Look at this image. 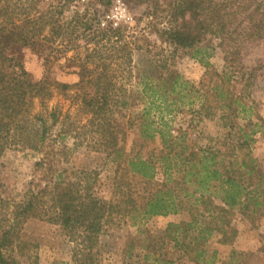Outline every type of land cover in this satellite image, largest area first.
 <instances>
[{
    "label": "trees",
    "instance_id": "obj_1",
    "mask_svg": "<svg viewBox=\"0 0 264 264\" xmlns=\"http://www.w3.org/2000/svg\"><path fill=\"white\" fill-rule=\"evenodd\" d=\"M123 1L144 6L151 19L163 15L165 24L154 29L159 50L136 47L131 28L114 27L106 19L112 0H0V156L8 148L43 154L25 192L19 198L0 199V264H21L13 251L21 252L20 229L30 218L60 228L73 246L70 264H101L100 238L112 225L181 211L189 220L167 225L166 253L160 254L155 245L146 247L148 264H174V255L187 264H243V254L232 250L220 261L205 245L215 232L221 245L231 244L235 209L247 219L264 214L263 177L252 154L254 136L264 134V119L253 123L248 117L251 109L229 89L240 74L242 80L247 78L244 87L250 86L251 73H240L236 62L242 44L264 40V0ZM215 48L223 51L225 71L218 76L213 96L229 112L224 117L233 120L247 113L245 124L225 126L223 137L190 135L189 127L173 136L163 121L164 112L181 102L183 91H197L177 75H163L168 61L183 49L208 67ZM135 51L142 52L136 65ZM25 52L42 60L39 80L25 70ZM139 64L147 69L137 72L136 85L145 104L134 117L137 139L160 141V149L147 157L135 152L137 140L127 153L119 144L122 137L110 133L113 110L126 106L125 84ZM54 66L76 74L78 81L69 85L54 80ZM56 94L78 102L79 113L89 116L86 123L100 128L104 150L118 159L108 196L99 189L96 171L61 167L70 152L64 145L44 153L49 142L57 141L52 130L61 123L59 114L48 108ZM199 100L191 113L198 120L210 117L207 97L200 95Z\"/></svg>",
    "mask_w": 264,
    "mask_h": 264
},
{
    "label": "rangeland",
    "instance_id": "obj_2",
    "mask_svg": "<svg viewBox=\"0 0 264 264\" xmlns=\"http://www.w3.org/2000/svg\"><path fill=\"white\" fill-rule=\"evenodd\" d=\"M107 16L110 17L109 21L113 19L118 22V26L131 28L136 47L145 48L149 45L148 48L152 52H155L153 48L159 50L160 43L154 29L155 25L160 28L165 24H161L163 21L162 14H159L156 19H151L147 16L145 7L142 5L129 6L123 0H112ZM212 43L216 44L217 42L214 40ZM153 45L155 47H152ZM161 48L169 49L168 47ZM239 53V60L236 62L238 65L236 64V66H238L237 69L240 70V73H251L250 86L244 87L243 84L247 78L242 80L240 74L238 80H231L229 89L233 98H241L240 102L251 109L248 117L253 123H256L257 119H264V40L242 44ZM70 55L68 54V56ZM141 55V51L133 53L132 61L135 65L139 63ZM22 62L33 80H39L43 76V62L37 55L25 52ZM208 63V67H203L191 58V51L183 49H177L168 61L163 75L168 73L177 75L181 81L186 82L188 86L197 91L192 94L188 92L185 94L183 91L181 102L170 112H164L163 121L173 136L177 135L180 129L184 130L189 127L191 129L190 135L202 132L204 135L223 137L226 132L225 126H242L245 124L243 118L244 114L247 113L241 112L233 120L231 117H224L229 112L222 108L213 96L214 85L220 80L218 76H221L225 71L224 54L221 48H215L208 59ZM137 67L139 70H134L125 84L127 90L123 97L125 96L126 106L113 110L110 133H116L119 139L122 137V142L119 144H122L127 153L130 151L132 143L137 140L135 152L139 150L143 157H147L152 150L160 149V141L158 137L145 141H138L137 139L138 124L134 117L140 113L145 105L141 88L136 85L139 80L137 72L147 69L141 64ZM51 77L58 82L69 85L78 81L76 74H66L55 66ZM116 82H119V78L116 79ZM200 95L207 97L210 111V117H205L202 120H198V117H195L190 110H196L195 107L200 101ZM189 103L195 104L191 107ZM48 108H52V111L59 114V122L61 123L52 130V136L57 138V141L49 142L44 153L52 154L57 147L64 145L70 152L67 157L68 162L64 167L62 165L61 167L68 169V171H96L100 184L99 189L103 195L108 196L118 159L115 160V155H108L104 150L99 135L100 128L86 123L89 116L79 113V105L74 98L56 94L49 102ZM37 110V105H35V111ZM152 115L154 116L151 118L154 117L155 119L156 115L153 113ZM72 123L75 124L74 127H69ZM81 126L85 127L81 128ZM75 127H79L80 130L73 131L72 129ZM62 132L66 134L62 136V139H59L58 135ZM78 133L79 136L77 137ZM75 142L78 143L76 147ZM139 145L142 148L139 149ZM252 154L257 160L258 171L263 177L264 187L263 133H257L254 136ZM42 155L26 149L8 148L0 156V199L19 198L25 192L29 182L35 178L34 164L41 159ZM160 179L162 176L157 170V180ZM188 220V213L181 211L176 215L156 216L149 219H136V221L125 220L112 225L107 229V233L100 238L101 264H148L145 259V256L148 255L146 247L149 244L155 245L156 248L159 247L160 254L166 253L168 250H166L163 237L167 225ZM231 226L236 231L231 244L221 245L218 242L220 236L215 232L208 239L205 245L206 250L208 252L215 250L220 261L234 250L246 256L243 264H264V214L257 220L247 219L235 209ZM19 237L18 246L21 252L17 253L16 250L13 252L21 264H70L73 246L58 226L37 218H30L22 225ZM170 258L174 264H187L177 255Z\"/></svg>",
    "mask_w": 264,
    "mask_h": 264
},
{
    "label": "built area",
    "instance_id": "obj_3",
    "mask_svg": "<svg viewBox=\"0 0 264 264\" xmlns=\"http://www.w3.org/2000/svg\"><path fill=\"white\" fill-rule=\"evenodd\" d=\"M106 19L109 20L110 17L109 16H106ZM111 22L113 24L114 27L118 26V22L114 21L113 19H111Z\"/></svg>",
    "mask_w": 264,
    "mask_h": 264
}]
</instances>
